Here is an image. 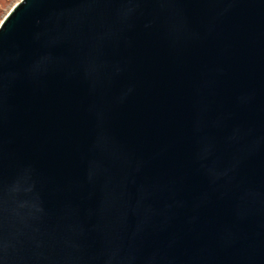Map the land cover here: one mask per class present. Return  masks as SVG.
<instances>
[{"label": "water", "instance_id": "water-1", "mask_svg": "<svg viewBox=\"0 0 264 264\" xmlns=\"http://www.w3.org/2000/svg\"><path fill=\"white\" fill-rule=\"evenodd\" d=\"M0 264H264V0L16 2Z\"/></svg>", "mask_w": 264, "mask_h": 264}, {"label": "rangeland", "instance_id": "rangeland-1", "mask_svg": "<svg viewBox=\"0 0 264 264\" xmlns=\"http://www.w3.org/2000/svg\"><path fill=\"white\" fill-rule=\"evenodd\" d=\"M19 0H0V22L3 20L8 11Z\"/></svg>", "mask_w": 264, "mask_h": 264}]
</instances>
